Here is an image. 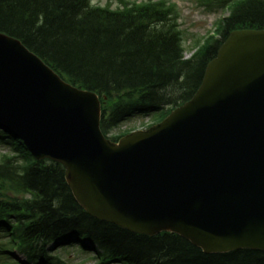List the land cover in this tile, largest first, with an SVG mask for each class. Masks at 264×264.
Masks as SVG:
<instances>
[{
    "label": "water",
    "instance_id": "obj_1",
    "mask_svg": "<svg viewBox=\"0 0 264 264\" xmlns=\"http://www.w3.org/2000/svg\"><path fill=\"white\" fill-rule=\"evenodd\" d=\"M100 118L95 93L0 32V124L64 165L86 212L207 253L264 250V30L233 31L194 97L151 128L116 143Z\"/></svg>",
    "mask_w": 264,
    "mask_h": 264
},
{
    "label": "trees",
    "instance_id": "obj_2",
    "mask_svg": "<svg viewBox=\"0 0 264 264\" xmlns=\"http://www.w3.org/2000/svg\"><path fill=\"white\" fill-rule=\"evenodd\" d=\"M122 2L0 0V32L73 85L107 96L101 128L114 141L123 135L112 131L135 113L154 124L191 100L232 31L264 29V0H204L228 14L186 58L174 3ZM0 136L15 146L0 155V255L16 247L32 264H67L51 245L58 252L78 243L96 249L99 264H264V250L206 253L177 233L137 234L96 219L77 202L61 163L36 160L12 132Z\"/></svg>",
    "mask_w": 264,
    "mask_h": 264
},
{
    "label": "rangeland",
    "instance_id": "obj_3",
    "mask_svg": "<svg viewBox=\"0 0 264 264\" xmlns=\"http://www.w3.org/2000/svg\"><path fill=\"white\" fill-rule=\"evenodd\" d=\"M177 4L180 13V26L183 32L184 47L186 49L185 57L190 58L194 52V42L203 40L204 42L211 33L216 31L220 24L219 19L225 17V9L208 10L201 6L197 0H172ZM112 3L113 7L121 4L120 0H93L94 4L106 5ZM217 21V22H216ZM203 44V43H202ZM153 122L148 117L131 118L125 121L118 129L113 131L116 135L130 128H141ZM9 151L8 143L0 142V154ZM59 255L69 264H96V260L89 257L88 254L79 250L77 244L69 245L66 249L59 252ZM23 258V257H22Z\"/></svg>",
    "mask_w": 264,
    "mask_h": 264
}]
</instances>
